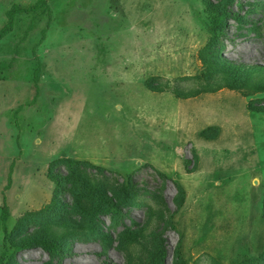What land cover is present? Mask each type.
<instances>
[{"label":"rangeland","instance_id":"rangeland-1","mask_svg":"<svg viewBox=\"0 0 264 264\" xmlns=\"http://www.w3.org/2000/svg\"><path fill=\"white\" fill-rule=\"evenodd\" d=\"M36 2L0 0L2 264H264V0Z\"/></svg>","mask_w":264,"mask_h":264},{"label":"trees","instance_id":"trees-1","mask_svg":"<svg viewBox=\"0 0 264 264\" xmlns=\"http://www.w3.org/2000/svg\"><path fill=\"white\" fill-rule=\"evenodd\" d=\"M21 13L22 12H38L42 11L43 13L47 12L50 13L51 8L49 4V0H37L36 3L31 4L27 6L26 8L22 7L19 10ZM14 28V17L10 16L9 17V22L4 25L3 29L0 31V40H2L7 34L13 31ZM34 28V21H32L29 24L28 28V33ZM4 67V66H3ZM9 67V66H7ZM39 76H40V67L36 70V86L38 87V81H39ZM0 264H2V261L0 260Z\"/></svg>","mask_w":264,"mask_h":264}]
</instances>
